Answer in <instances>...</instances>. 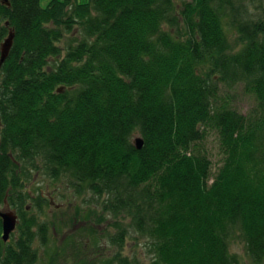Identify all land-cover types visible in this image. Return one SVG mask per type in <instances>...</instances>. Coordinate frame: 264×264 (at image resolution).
Returning a JSON list of instances; mask_svg holds the SVG:
<instances>
[{
	"label": "trees",
	"instance_id": "16d2710c",
	"mask_svg": "<svg viewBox=\"0 0 264 264\" xmlns=\"http://www.w3.org/2000/svg\"><path fill=\"white\" fill-rule=\"evenodd\" d=\"M0 78V205L19 217L7 242L0 218V264H36L80 222L117 247L105 264L132 263L128 237L146 239L149 264H240L237 242L264 263V0H0ZM238 85L248 112L223 98ZM34 172L89 208L42 220L52 201L28 191ZM77 234L64 255L87 264Z\"/></svg>",
	"mask_w": 264,
	"mask_h": 264
},
{
	"label": "rangeland",
	"instance_id": "374dc122",
	"mask_svg": "<svg viewBox=\"0 0 264 264\" xmlns=\"http://www.w3.org/2000/svg\"><path fill=\"white\" fill-rule=\"evenodd\" d=\"M50 1L51 0H40V3L43 7H46ZM79 1L87 2L89 0ZM222 95L225 99H229V97H231L234 105L243 112H248L255 104L254 95L246 92L241 85L233 86L231 88L224 87ZM138 136H140V134L136 133L134 135V139ZM204 145L212 159L213 172H216L218 167L221 165L223 158L217 133L214 131L210 132ZM28 191L31 192V194L41 192L48 196V198L52 201V206L50 205L45 207V211L41 216V219H56L61 225L63 223H68L69 216L74 214L77 208L81 207L82 209H87L89 208V206H87V202L91 204L88 194L77 196L75 195L73 189L67 186L65 181L53 180L43 172L32 173V178L28 183ZM8 209H11L8 203L0 205V211ZM106 224L107 223L96 225L97 231L104 232ZM82 225H85V223L80 222L77 226L70 225L69 227H65L64 229L57 231L56 235L51 233L49 243L50 246L47 247V249L40 247V258L36 264H73L72 256H69L68 254L64 255V249L67 247L64 245H66L65 241H67L71 236H78L77 232H79L81 237H83L88 243V249L85 252V255L87 256V264L88 262L89 264H105V261L113 256L117 247L108 242L106 239H103L101 247L98 246L100 243H98V245H94L89 238L88 232L78 230L80 229V226L82 227ZM14 236H18V231H15ZM69 250L70 249H68L67 252ZM232 250L240 256V264H257L247 254L246 248L242 242L233 244ZM56 251L58 254L55 253ZM53 255H56L55 258L57 261L53 260L51 263V256ZM123 255L130 257L132 262L131 264H137V262L138 264H149L151 260V253L149 252V248L146 244V239H143L142 237L139 239L135 237H128L123 249Z\"/></svg>",
	"mask_w": 264,
	"mask_h": 264
},
{
	"label": "water",
	"instance_id": "95a60500",
	"mask_svg": "<svg viewBox=\"0 0 264 264\" xmlns=\"http://www.w3.org/2000/svg\"><path fill=\"white\" fill-rule=\"evenodd\" d=\"M14 40V33L11 32L10 36L6 38L5 42L2 45V54H1V65L5 62L9 53L11 51ZM135 143L138 148H142L144 144V140L142 137H137ZM0 218L2 219L3 224V235L2 238L4 241H8L13 232L16 231L19 217L17 212L14 209H8L0 212Z\"/></svg>",
	"mask_w": 264,
	"mask_h": 264
},
{
	"label": "flooded vegetation",
	"instance_id": "af4514ba",
	"mask_svg": "<svg viewBox=\"0 0 264 264\" xmlns=\"http://www.w3.org/2000/svg\"><path fill=\"white\" fill-rule=\"evenodd\" d=\"M1 212V211H0ZM2 220V219H1Z\"/></svg>",
	"mask_w": 264,
	"mask_h": 264
}]
</instances>
